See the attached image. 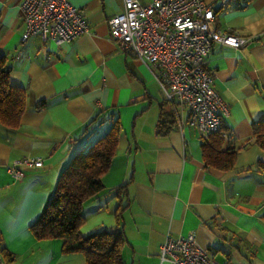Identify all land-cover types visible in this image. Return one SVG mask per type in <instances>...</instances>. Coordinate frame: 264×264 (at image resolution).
Instances as JSON below:
<instances>
[{
  "label": "crops",
  "instance_id": "obj_1",
  "mask_svg": "<svg viewBox=\"0 0 264 264\" xmlns=\"http://www.w3.org/2000/svg\"><path fill=\"white\" fill-rule=\"evenodd\" d=\"M69 1L90 33L57 46L38 37L23 42L20 0H0V52L11 83L28 94L21 127L0 124V264H86L82 254H63L60 239L37 240L30 226L72 158L117 119L116 155L104 190L84 206L83 235L122 229L124 264H170L161 261L162 244L190 233L220 264H264V174L257 167L264 150L253 140V126L264 123V0H203L214 8V29L248 39L238 49L216 45L208 60L228 110L225 146L240 148L229 171L205 165L188 112L167 103L155 69L110 38L109 20L123 0ZM168 112L175 113L172 129L158 134ZM24 158L43 166H19L24 177L16 180L8 169Z\"/></svg>",
  "mask_w": 264,
  "mask_h": 264
},
{
  "label": "built area",
  "instance_id": "obj_2",
  "mask_svg": "<svg viewBox=\"0 0 264 264\" xmlns=\"http://www.w3.org/2000/svg\"><path fill=\"white\" fill-rule=\"evenodd\" d=\"M123 2V11L109 20L110 38L125 53L156 70L166 100L186 110L189 125L202 140L207 139L221 128L228 115L225 102L213 88L209 57L216 45L238 49L248 39L214 29V8L203 0ZM20 4L25 25L23 42L38 37L63 46L90 33L83 11L69 0H20ZM19 166L38 168L43 161L24 158L14 162L8 170L16 180L24 177ZM160 257L170 264H220L199 245L194 233L176 239L167 237Z\"/></svg>",
  "mask_w": 264,
  "mask_h": 264
},
{
  "label": "trees",
  "instance_id": "obj_3",
  "mask_svg": "<svg viewBox=\"0 0 264 264\" xmlns=\"http://www.w3.org/2000/svg\"><path fill=\"white\" fill-rule=\"evenodd\" d=\"M10 70L6 55L0 52V124L18 130L27 109L28 94L24 88L11 83ZM167 103L174 108L178 106ZM174 122L175 113L163 114L157 133L168 134ZM225 130L222 125L217 132L202 140V150L207 167L229 171L235 167L240 148L225 146ZM120 135L121 123L117 119L105 136L72 158L61 174L46 209L30 226L37 240L60 239L63 241V254H82L86 264H124L122 250L126 238L122 229L103 230L90 235L81 232L86 223L84 206L104 190L102 177L112 166ZM253 140L264 150L263 122L253 126ZM257 167L264 174V164L258 163ZM123 189H117L116 195H121Z\"/></svg>",
  "mask_w": 264,
  "mask_h": 264
}]
</instances>
